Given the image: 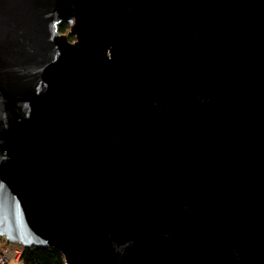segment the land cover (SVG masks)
Returning <instances> with one entry per match:
<instances>
[{
  "label": "water",
  "instance_id": "water-1",
  "mask_svg": "<svg viewBox=\"0 0 264 264\" xmlns=\"http://www.w3.org/2000/svg\"><path fill=\"white\" fill-rule=\"evenodd\" d=\"M0 236L264 264V0H0Z\"/></svg>",
  "mask_w": 264,
  "mask_h": 264
},
{
  "label": "trees",
  "instance_id": "trees-1",
  "mask_svg": "<svg viewBox=\"0 0 264 264\" xmlns=\"http://www.w3.org/2000/svg\"><path fill=\"white\" fill-rule=\"evenodd\" d=\"M70 29L67 23H63L59 27L61 33L66 34ZM74 38L71 37V40ZM24 264H65V259L63 254L52 247L42 248V247H31L24 251L22 258Z\"/></svg>",
  "mask_w": 264,
  "mask_h": 264
},
{
  "label": "built area",
  "instance_id": "built-area-1",
  "mask_svg": "<svg viewBox=\"0 0 264 264\" xmlns=\"http://www.w3.org/2000/svg\"><path fill=\"white\" fill-rule=\"evenodd\" d=\"M24 249L22 246L11 244L0 236V264H9L12 261H22Z\"/></svg>",
  "mask_w": 264,
  "mask_h": 264
},
{
  "label": "bare ground",
  "instance_id": "bare-ground-1",
  "mask_svg": "<svg viewBox=\"0 0 264 264\" xmlns=\"http://www.w3.org/2000/svg\"><path fill=\"white\" fill-rule=\"evenodd\" d=\"M1 237H5V236H1ZM5 239L7 240V238L5 237ZM8 241V240H7ZM10 242V241H9ZM11 244H14V245H17V246H19V243H14V242H10ZM20 246H22V248L24 249V251H25V249H27V248H25L23 245H21L20 244ZM23 255H24V253H23ZM23 258V257H22ZM19 262V261H18ZM10 264V263H9Z\"/></svg>",
  "mask_w": 264,
  "mask_h": 264
},
{
  "label": "rangeland",
  "instance_id": "rangeland-1",
  "mask_svg": "<svg viewBox=\"0 0 264 264\" xmlns=\"http://www.w3.org/2000/svg\"><path fill=\"white\" fill-rule=\"evenodd\" d=\"M10 264H24V262L23 261H19V262L12 261Z\"/></svg>",
  "mask_w": 264,
  "mask_h": 264
}]
</instances>
